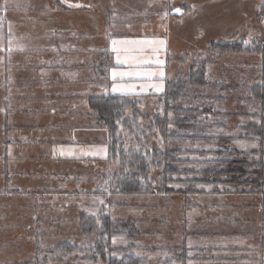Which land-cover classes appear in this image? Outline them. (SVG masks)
Wrapping results in <instances>:
<instances>
[{"label": "rangeland", "instance_id": "1", "mask_svg": "<svg viewBox=\"0 0 264 264\" xmlns=\"http://www.w3.org/2000/svg\"><path fill=\"white\" fill-rule=\"evenodd\" d=\"M263 7L264 0H7V2L0 0V56L14 58L16 61L12 77L17 84L19 83L17 76L24 80L20 81V94H35V99L29 98L27 102H20V95L15 99L26 105V111L20 116L23 123L38 125L40 118L44 119L41 124L43 128L35 129L32 133L34 136L40 135L43 139L46 133L55 132L54 125L59 127L69 125L72 124L71 121L74 123L75 119L81 118L82 123L90 122L88 117L93 116L87 114V112L92 114L89 98L106 95L113 83L121 82L117 81L121 79L119 76L113 80L114 70L120 73L145 68L142 63L137 64L136 61L150 60L153 62L149 64L156 67L163 61V73L166 69L168 74L165 84L174 78L175 73L184 72L191 63L202 60L208 63L215 60L213 69L216 76L229 74L233 79L242 74L252 76L255 70L260 69V56L224 54L218 57L209 52L208 47L212 43L240 41L242 37L246 43L264 42V14L260 12ZM177 8L184 10V14L172 17L170 13ZM113 40L153 43L135 46L143 50L131 54L135 60L131 62V67H127L123 66L124 64H117V54L112 51ZM160 41H163L162 45ZM50 42L66 43L74 47L64 53L66 68H53L55 66L48 68L49 65H40L41 56H46ZM22 47L29 51L33 50L31 51L33 54L29 55L26 50L24 54L17 55L21 49L25 50ZM116 47L121 45L117 44ZM154 48L157 51L154 52ZM51 50L58 51L57 48ZM53 56L59 57L56 54L48 57L51 59ZM121 58L123 59V54ZM180 58L185 59V63L178 65L177 61ZM218 59H221L219 66ZM5 70L7 69L4 63H0V72L3 73ZM159 71L160 69L154 70L157 73ZM6 90V87L0 86V121L7 104ZM80 91L83 96L88 97L82 99L78 95H72ZM14 92L18 94V91ZM34 107L42 110L40 116H34L32 113L27 115L28 110ZM44 129L46 132L41 133ZM1 146L0 143V148ZM30 146L37 149L31 157L41 155L43 144L30 143ZM27 161L30 162L29 171L40 173L41 170L39 171L37 167L39 160L31 158ZM177 198L119 197L115 200L120 206L107 210L109 214L119 219H131L134 222L144 220V223H137L138 227L142 231L152 233L146 235L144 241L140 239L139 243H135V247L142 250L132 253L139 258H146L148 264H166L165 262L171 260L175 252L172 246L176 248L181 245L179 241H169L170 239L166 238L170 237L168 230L170 224H175L173 230H179L178 221L182 220V213L187 207V200H182L181 196ZM100 199L101 197L95 203L99 205ZM94 200L90 202L94 203ZM229 201L234 204L243 200L230 198ZM18 202L16 197H0L1 263L29 264L37 247L35 231L38 226L19 224L21 221L30 223L36 218L32 215L23 216V212L29 208L21 207L20 203L27 207L29 202L27 204ZM227 211L228 214L236 215L234 209ZM192 214L198 215L195 212ZM251 222L253 224L246 221L235 226L223 222L215 225V228L206 225L204 227L206 232L213 230L217 232L214 238H208L207 243L239 247L244 240L253 241L255 237L246 230H253L259 225L256 221ZM41 228L46 230L47 226L44 224ZM204 228L200 227V230L203 232ZM221 232L227 235L218 234ZM200 237L194 239L202 242L204 236ZM56 241L55 237L44 236L39 242L44 246ZM129 243L131 242L125 237L115 238L112 242L117 250L128 246ZM118 252L115 256L119 257L121 254Z\"/></svg>", "mask_w": 264, "mask_h": 264}, {"label": "trees", "instance_id": "2", "mask_svg": "<svg viewBox=\"0 0 264 264\" xmlns=\"http://www.w3.org/2000/svg\"><path fill=\"white\" fill-rule=\"evenodd\" d=\"M260 12L264 14V7ZM208 51L218 57L260 56V69L250 77L242 74L233 79L229 74L215 75V60H202L175 73L159 95L136 86L130 92L89 98L93 120L106 133L111 166L96 192L101 202L68 224L51 219L46 230L37 224L38 242L29 264H148L146 258L132 252L142 250L135 243L152 232L142 231L137 222L113 219L107 212L120 206L115 200L119 197L225 194L249 200L246 207L264 211V42L246 43L242 37L212 43ZM179 63L185 59L180 58ZM228 127L239 133V140L247 136L256 141L258 148L238 150L232 144L236 138L225 136ZM196 141L215 144L209 149H193L190 144ZM44 236L58 239L43 246L39 241ZM118 237L134 246L129 243L115 249L112 242ZM231 251L241 254L230 255ZM254 251L257 249L244 248L202 257L218 264H242L251 259L264 264L263 257L247 255ZM116 252L121 255L115 256Z\"/></svg>", "mask_w": 264, "mask_h": 264}, {"label": "crops", "instance_id": "3", "mask_svg": "<svg viewBox=\"0 0 264 264\" xmlns=\"http://www.w3.org/2000/svg\"><path fill=\"white\" fill-rule=\"evenodd\" d=\"M49 45V50L45 53L46 56H41L42 62L40 65H49L48 68H52V66H55L53 68H66L67 63L64 53L74 47L66 45V43L60 44L50 42ZM22 48L25 49V47ZM27 48L29 49V45ZM27 48L24 51L21 49L17 52V55L20 53L24 54L26 50V53L29 55L33 54V52H31L33 50L29 51ZM55 48L58 49L57 52L51 50ZM36 52L44 54V52L41 51ZM53 54L59 55V57L53 56V58L50 59L48 56ZM0 63H4L5 69H7L3 73L0 72V86L6 87L7 89V104L3 109L4 116L0 121V130L2 132V136L0 137V143L2 145L0 148V197H16L17 202H26V204L29 202L27 207L25 204L23 206V204L20 203L21 207L29 208V210L26 209V211L23 212L24 215H22L24 217L32 215L36 220L30 223L21 221L19 224L46 225L51 223V219L61 220L63 224L73 222L79 214L88 210L91 206H98V204L95 203L99 201V196H97L96 192L99 190L103 174L111 168L108 161L106 133L104 130L100 131L101 128L99 129L95 124L93 117H88L90 122L82 123L81 118L75 119L74 123L71 121L70 123L72 124L69 125H61L60 127L54 125L55 132L46 133L43 139H41L40 135L34 136L32 133L35 132V129L39 130L43 128L41 124L44 122V119L40 118V123L38 125L23 123L20 116L22 112L26 111V105L19 103V99L15 98L20 95V102H27L26 100L29 98L34 100L36 96L34 93L33 95L30 93L27 95L20 94V81L23 79L20 80V77L17 76L16 79L19 83L17 84L13 81L15 79L12 77V70L14 69V65H17L14 58L11 59L0 56ZM142 65L145 68L143 70L139 69L138 71L153 72L155 76L151 78L147 76L125 77L123 80L118 79L117 81L121 82H116L115 84L138 86L139 89L145 93L159 95L164 90V81L167 79L168 75L166 69L163 73V61L157 67L151 66L149 63H142ZM123 66L131 67L132 65L131 63H127ZM156 69H160L159 73L154 72ZM160 73H163V75L161 76ZM113 85L110 87V92L107 94L124 93L121 91H112ZM157 85L160 86L159 91H157ZM14 91H18V94ZM72 95H78V97L82 99L88 97L83 96L82 91ZM28 111L27 115L32 113L34 116H40L42 113V110L35 107ZM87 114L92 116L90 112H87ZM44 132H46L45 129L41 131V133ZM38 133L40 132L38 131ZM225 136L236 138L233 140L234 142H232V144L240 151H250L258 148V143L253 139H249L247 136H245L244 140H239V133L233 127H228L225 130ZM30 143L43 144L41 155L31 157L37 152V149L36 147L30 146ZM214 144L212 142L201 143L196 141L191 143L190 146L193 149H209L212 148ZM31 158L39 160L37 167L39 171L41 170L40 173L38 171H29L30 162L27 160ZM148 197L163 198L167 196L154 195ZM171 198L178 199L175 196H171ZM230 198H237L243 201L233 204V202L231 203L229 201ZM93 199H95L94 203H91L90 200ZM182 200H187V207L184 208V212L182 213V220L178 221L180 228L178 231H175L173 230L175 224H170V227H168L170 237H166L170 239H167L169 241H179L181 244L176 248L172 246L175 252L171 256V264H218V262L211 263L202 256L214 254L218 257L227 250H240L244 248H249L250 250L257 249L254 253H248V256L264 258V243L253 244V242H264V211L262 212V210H257V208L250 209L246 207V205L250 203L249 200H244L241 197L227 196L225 194L213 195L211 193L189 195ZM18 203L17 206L19 205ZM228 209H234L236 215L228 214ZM192 212L198 215L194 216ZM38 216L40 217L38 218ZM113 216L111 215V217L116 220L133 221L131 219H119L117 216ZM40 218L42 219L41 221H39ZM246 221L249 224H253L251 221H256L259 225L258 228H254L253 230H246L255 237L254 239H256V241H254V239L249 242L244 240L245 242L239 247H227L226 245L207 243L208 238H214L217 232H214V230L206 232L204 228L206 225H211L215 228V225L223 224V222L224 224H233V226H235L238 223ZM140 222L144 223V220H137L138 224ZM15 225L18 224L15 223ZM200 227L204 228L203 232L200 230ZM218 234L223 235L225 233L221 232ZM200 236H204L202 242H198L194 239H199L201 238ZM229 254L239 257L241 253L231 251ZM175 258L176 260H174ZM182 258H187V260L184 261ZM1 262L2 261H0V264H9L8 262ZM242 264H256V261L251 259L247 263L242 262Z\"/></svg>", "mask_w": 264, "mask_h": 264}, {"label": "snow or ice", "instance_id": "4", "mask_svg": "<svg viewBox=\"0 0 264 264\" xmlns=\"http://www.w3.org/2000/svg\"><path fill=\"white\" fill-rule=\"evenodd\" d=\"M7 2V0H6ZM177 13L181 11V9L177 8L175 9ZM153 42L151 41H138V40H125V41H112L113 48L112 51L117 54V64H127L131 63L132 61L135 60V57L132 56L131 54L135 51H142V48H137L135 46H140V45H151ZM161 45L163 44V41L159 42ZM119 44L121 47H116V45ZM153 51H157L156 48L153 49ZM121 54H123V59L121 58ZM153 61L150 60H144V61H136L137 64L143 63H152ZM155 63H161L160 61H155ZM155 73L149 72V71H131V72H120L117 73L115 70L112 73L113 80H116V77L119 76L121 80H123L125 77H138V76H147L151 78ZM162 76L163 73H160ZM133 85H123V84H115L113 85L112 91H121V92H130L133 90ZM157 91L160 90V86H156Z\"/></svg>", "mask_w": 264, "mask_h": 264}, {"label": "water", "instance_id": "5", "mask_svg": "<svg viewBox=\"0 0 264 264\" xmlns=\"http://www.w3.org/2000/svg\"><path fill=\"white\" fill-rule=\"evenodd\" d=\"M184 14V10H181L179 13H177L175 10H173L170 15L172 17H179V16H182Z\"/></svg>", "mask_w": 264, "mask_h": 264}]
</instances>
